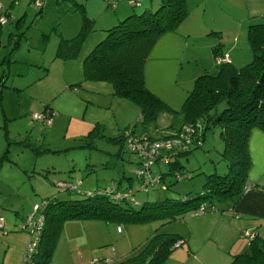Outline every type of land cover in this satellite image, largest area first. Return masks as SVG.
Returning a JSON list of instances; mask_svg holds the SVG:
<instances>
[{"label":"rangeland","instance_id":"obj_1","mask_svg":"<svg viewBox=\"0 0 264 264\" xmlns=\"http://www.w3.org/2000/svg\"><path fill=\"white\" fill-rule=\"evenodd\" d=\"M138 1L139 5H130L127 0H0L1 10L7 8L10 13L0 23V68L1 62L9 67L6 87H1L5 91L0 96V133L5 131L13 141L8 154L14 166L17 160L19 164L27 161L32 171L30 181L42 185L43 192L31 193L34 200L52 193L58 200L81 197L74 191L59 193L63 189L55 184L57 180L77 179L81 180V189H91L89 185L92 189L102 187L111 181L115 186L121 184V189H131L137 203L163 197L182 199L201 190L206 173L225 171L220 125L209 122L201 143H190L185 153L177 155L172 171L164 174V181H170L167 188L154 184L141 190L133 174L137 154L125 148L121 135L130 129L141 134L146 129L158 135L181 126L180 106L195 77L203 70L216 68L211 47L218 45V50L225 51L233 66L244 65L251 57L247 24L264 20L247 18L245 0H188L185 18L175 30L156 39L144 61L146 87L170 108L144 123L139 119L138 107L115 95L108 81L87 80L81 72V55L104 36L106 28L130 13L153 10L160 3ZM75 2L81 3L86 15L93 19L89 23L92 28L84 35L76 55L63 60L54 56L55 46L59 35H73L81 25V12ZM20 17L25 22L21 24L23 28L17 29ZM90 34L98 38L84 49ZM14 85L25 86L16 89ZM223 104L220 101L217 108ZM44 105L52 113L47 125L31 116L42 112ZM164 167L167 164L161 168ZM175 173L180 174L176 180ZM212 204L216 210L206 207L199 211L187 206L168 220L64 218L47 264H91V259H97V264H110L101 260L136 251L155 230L175 232L186 239L169 250L160 264H229L233 253L248 247L249 236L241 231H258L262 235L264 226L259 230L248 227L245 214L234 217L222 200H213ZM31 212L32 203L15 216L22 224L21 219ZM36 216L37 213L34 219ZM9 232H23L27 242L30 237L25 228ZM5 243L0 241V261L7 254L9 258L5 260L14 262L13 250L9 251Z\"/></svg>","mask_w":264,"mask_h":264},{"label":"trees","instance_id":"obj_2","mask_svg":"<svg viewBox=\"0 0 264 264\" xmlns=\"http://www.w3.org/2000/svg\"><path fill=\"white\" fill-rule=\"evenodd\" d=\"M127 1L130 5H139L138 0ZM75 3L81 12V25L75 34L59 36L54 56L61 59L75 56L84 35L92 28L89 23L93 19L86 15L81 3ZM186 12L185 0H160L153 10L124 16L106 28L104 36L84 55L83 78L108 81L115 95L129 99L138 107L140 121H152L159 111L170 108L146 87L144 61L155 39L166 31L175 30ZM0 13L7 15L3 10ZM247 38L251 57L240 67L233 66L229 60H220L224 52L218 50V45L211 47L216 68L213 71L203 70L195 77L192 88L180 106L182 124L189 122L193 125V131L183 148L159 150L151 164L142 166L144 155L126 146L127 136L132 135L137 140L150 142L177 135L181 126L158 135L145 132L136 134L132 129L123 131L121 135L125 148L137 154L133 174L138 183L137 188L141 190L146 191L149 185L154 184L166 189L170 181H164V174L172 171L177 155L185 153L190 143H201L209 122L220 125L219 135L223 141L221 155L226 161L225 171L206 173L201 190L194 195L184 196L182 199L163 197L138 203L134 202L136 199L132 196L131 189L123 190L119 187L121 184L115 186L112 181L102 187L81 189L80 179L75 182L57 180L73 185L63 187L56 184L58 187L80 193L82 196L58 200L57 194L52 193L49 197L42 196L38 202L32 204V212L33 205H37L33 219L36 213L42 216L33 251L34 264H47L61 220L64 218L99 217L105 220L126 219L130 222L155 218L168 220L176 218L187 206L197 207L199 211H205L206 207L216 210L217 207L212 204L213 200H222L224 208L231 210L240 192L254 186L248 182L246 176L249 165L247 140L252 127L264 131V21L248 23ZM220 101L224 104L218 109L217 104ZM46 108L44 105L42 112L50 114L51 117V111H45ZM165 156L167 158L163 160ZM161 164H167V168H161ZM146 167L149 179L144 182L142 174L135 170ZM179 177V173L173 176L175 180ZM133 203L138 206L133 207ZM24 221L25 219L22 220ZM19 227L24 229L21 225ZM244 230L252 234L248 239V247L244 251L233 253L229 264H264V236ZM241 233L243 234V230ZM248 234L246 235L249 236ZM183 241L185 238L178 233L155 230L136 251L101 261L110 264H160L168 251Z\"/></svg>","mask_w":264,"mask_h":264},{"label":"crops","instance_id":"obj_3","mask_svg":"<svg viewBox=\"0 0 264 264\" xmlns=\"http://www.w3.org/2000/svg\"><path fill=\"white\" fill-rule=\"evenodd\" d=\"M186 2H188V0H185V3ZM245 5L247 11V18H253V19L259 18L261 20H264V0H245ZM3 11H5V14H7L6 17H9L10 14L9 10L5 8V10ZM17 19L18 20L15 27L17 29L23 28L21 27V24L25 22V19L21 17L20 19L19 18ZM8 26L9 25H7V27ZM75 26H76L75 23L74 25L71 26L72 30ZM78 30L79 29H77L76 31ZM69 32H71V30H69ZM161 35L162 34H160L158 37H160ZM97 38H98L97 34H90L86 39L87 41L84 46V49L87 48V44H91V42H94ZM25 40L27 41L28 44H30L29 42L31 40L28 35H26ZM224 54H226L225 51ZM7 57L9 58V55H7ZM7 57L6 60L8 61ZM81 57L83 59L84 55L83 56L81 55ZM3 60H5V57H2V61ZM2 64L3 62H1V68H0V96L2 92L4 93L5 91L1 87L2 86L6 87L5 82L7 81L8 78L7 74L9 69L7 63H5L6 66ZM81 72H82V61H81ZM13 83L14 82L12 81L11 84ZM24 86L25 85H14L13 88L18 89V88H23ZM45 111H50V110L46 109ZM18 114H19L18 116H20V113ZM1 127L2 129L5 128V124L2 123ZM154 130L157 129L154 128ZM142 131L145 133H150L146 130H142ZM134 133H136V131H134ZM11 142H13L12 139L6 137L5 131H3L2 134L0 133V215L2 216V223L0 229L3 231L2 233L0 232V241L2 244L6 242L5 244L7 245V247H9V251L13 250L12 252L15 261L11 262L10 260H5V257L9 258V255L5 254V256H3V258L0 261V264H18L19 258L26 246L28 237L23 232L13 233L9 231L10 230L18 231L21 229L19 227L21 224L20 222H18L16 218L17 214H19V210L23 211L25 210V208L28 207L29 204L38 202L33 199L34 197L31 196V193L36 194L37 192L38 193L43 192L41 191L40 188L42 186L41 184L36 186L30 181V175L32 171L31 168L28 167L27 161L24 160V162L20 163L21 164L20 166L19 161L15 159L17 160V164H16L17 166H14L13 164L14 161H12V159H9L10 155L8 154V146ZM247 151L249 155V165L246 170V176L248 182H250V184L254 186L248 187L240 192V194L236 199V202L231 207V211H233L234 217H238L239 213L242 215L245 214L243 215L245 217L244 219L245 224L248 225V227L254 226L257 230H259V228H262V226H264V131L263 130L257 127H252L250 129L247 140ZM154 168H156V166H154ZM24 184L26 185L24 186ZM88 187L92 189V186L89 185ZM62 189L63 190L58 192L59 193L70 192L69 190H66L64 188ZM41 197L42 196H40V198ZM24 204H26V206H24ZM21 216L22 215H20V217ZM21 220H23V218ZM256 232L258 233V231ZM263 235H264V229L262 228V236Z\"/></svg>","mask_w":264,"mask_h":264},{"label":"built area","instance_id":"obj_4","mask_svg":"<svg viewBox=\"0 0 264 264\" xmlns=\"http://www.w3.org/2000/svg\"><path fill=\"white\" fill-rule=\"evenodd\" d=\"M39 4V2H37ZM1 6V5H0ZM1 10V8H0ZM6 20V16L3 13H0V23L4 22ZM220 60L222 61H228L229 58L227 54H224ZM32 118L41 120L44 124H49L51 121L50 114H47L45 112H33L31 114ZM193 131V125L189 122L183 123L180 127V130L178 131V134L172 137H166L161 139H155L151 140L150 142L146 140H137L134 136L129 135L126 139V146L129 149L136 150L139 154L144 155L142 166H147L152 163V159L155 158V156L158 154L159 150H171L172 148H183L186 144V141H188L189 134ZM167 156L163 157V160H166ZM148 168H138L135 171L140 172L142 176L144 177V182L149 179V172L147 171ZM59 186H67V187H73L72 184L65 182V181H57L56 183ZM37 210V205H33V212L32 214H29L25 221L21 224L22 228H25L26 230H29L30 237L29 241L27 242L26 248L23 252L20 264H34L33 261V251L35 248L36 240L38 238V233L41 225V219L42 216L37 214L36 218L33 219V215L35 211ZM2 222V217L0 216V224ZM243 234H248L245 230H243ZM249 237L252 236V234H248ZM97 259H91L89 262L91 264H97ZM104 261H107V259H104Z\"/></svg>","mask_w":264,"mask_h":264}]
</instances>
